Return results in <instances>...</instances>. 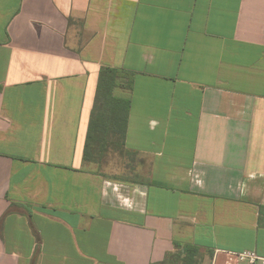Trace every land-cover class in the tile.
Masks as SVG:
<instances>
[{
  "label": "crops",
  "instance_id": "1",
  "mask_svg": "<svg viewBox=\"0 0 264 264\" xmlns=\"http://www.w3.org/2000/svg\"><path fill=\"white\" fill-rule=\"evenodd\" d=\"M104 68L133 73L127 128L86 160ZM184 245L264 256V0H0V264H184Z\"/></svg>",
  "mask_w": 264,
  "mask_h": 264
},
{
  "label": "trees",
  "instance_id": "2",
  "mask_svg": "<svg viewBox=\"0 0 264 264\" xmlns=\"http://www.w3.org/2000/svg\"><path fill=\"white\" fill-rule=\"evenodd\" d=\"M124 78L125 81H119ZM133 73L125 70L104 68L100 71L94 105L90 115L84 145V158L90 160L95 153L104 151L109 144L121 146L127 128L130 99L113 95L115 87L131 89ZM181 252L184 264H191L198 248L184 245Z\"/></svg>",
  "mask_w": 264,
  "mask_h": 264
},
{
  "label": "rangeland",
  "instance_id": "3",
  "mask_svg": "<svg viewBox=\"0 0 264 264\" xmlns=\"http://www.w3.org/2000/svg\"><path fill=\"white\" fill-rule=\"evenodd\" d=\"M119 156V155H118ZM117 156L116 150H113L106 158V163L108 164V167H104V165L101 167L104 171H109L110 174H115V167L117 166V163L119 164L121 161H125L124 158H120ZM99 168V167H98ZM109 169V170H108ZM197 259V262L194 264H202V258L204 257V253L199 254ZM170 264H183L182 261L175 258ZM192 264V263H191Z\"/></svg>",
  "mask_w": 264,
  "mask_h": 264
},
{
  "label": "built area",
  "instance_id": "4",
  "mask_svg": "<svg viewBox=\"0 0 264 264\" xmlns=\"http://www.w3.org/2000/svg\"><path fill=\"white\" fill-rule=\"evenodd\" d=\"M236 255L240 261L247 262L248 264H264V256L260 255L255 250H243Z\"/></svg>",
  "mask_w": 264,
  "mask_h": 264
}]
</instances>
